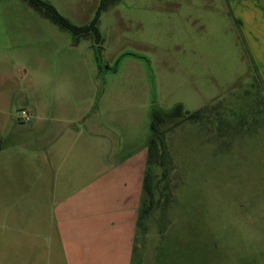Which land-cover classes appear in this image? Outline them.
Returning a JSON list of instances; mask_svg holds the SVG:
<instances>
[{
  "label": "rangeland",
  "instance_id": "1",
  "mask_svg": "<svg viewBox=\"0 0 264 264\" xmlns=\"http://www.w3.org/2000/svg\"><path fill=\"white\" fill-rule=\"evenodd\" d=\"M51 1L78 25L99 3ZM107 9V21L134 9L154 15L149 44L131 30L119 44L139 40L176 59L185 45L202 47L201 78L187 74L180 86L190 95L196 82L207 115L165 116L167 176L151 167L157 201L142 227L135 168L66 186L30 151L0 152V264H264V0H120ZM105 36L98 45L112 57L117 35ZM80 40L94 50L92 35Z\"/></svg>",
  "mask_w": 264,
  "mask_h": 264
},
{
  "label": "crops",
  "instance_id": "2",
  "mask_svg": "<svg viewBox=\"0 0 264 264\" xmlns=\"http://www.w3.org/2000/svg\"><path fill=\"white\" fill-rule=\"evenodd\" d=\"M28 6L24 0H0V139L4 141L0 152L30 151L47 162L66 186L75 177L91 179L114 169L106 178L120 179L124 170L135 168L142 190L153 98L163 109L177 103L189 112L203 107L202 101L197 103L196 82L190 95L180 86L187 74L192 81L201 78L202 47L185 45L177 59L159 58L139 44L150 43L154 15L134 9L116 12L107 21L106 9L99 31L105 41L106 33L116 34L121 49L109 57L105 47L104 61L111 65L123 51L138 52L149 58L153 75L143 60L132 56L122 58L116 72L100 73L91 45L77 42L70 32ZM128 30L140 41L119 44ZM20 109L31 113L30 121L19 120Z\"/></svg>",
  "mask_w": 264,
  "mask_h": 264
},
{
  "label": "trees",
  "instance_id": "3",
  "mask_svg": "<svg viewBox=\"0 0 264 264\" xmlns=\"http://www.w3.org/2000/svg\"><path fill=\"white\" fill-rule=\"evenodd\" d=\"M32 9L40 12L43 16L47 17L52 23L70 32L75 38L80 39L92 35L94 37V52L97 67L100 73L116 72L122 58L132 56L143 60L149 69L152 77L153 71L149 58L143 54L134 51H123L119 53L114 62L107 64L102 55L100 46L98 45L102 41V36L99 31V19L102 14L110 5L114 4L117 0H100L98 6L93 14L92 19L82 25H76L71 23L66 17L58 12L56 7L46 0H24ZM206 107H202L194 112H187L183 109L182 104L177 103L171 109H163L159 106L157 101L153 98L152 110L150 114V136L147 143V163L143 179L142 191L144 198L141 203V207L138 211L137 226L142 227V219L144 216L150 215L153 209L154 202L157 201L155 197V188L157 187L156 175L151 172L152 166H160L162 170V178L167 176L165 163H166V145L163 138V131L161 124L164 122L165 116L184 118L189 122H199L206 117ZM3 147V142L0 139V150Z\"/></svg>",
  "mask_w": 264,
  "mask_h": 264
},
{
  "label": "built area",
  "instance_id": "4",
  "mask_svg": "<svg viewBox=\"0 0 264 264\" xmlns=\"http://www.w3.org/2000/svg\"><path fill=\"white\" fill-rule=\"evenodd\" d=\"M31 113L26 109H20L18 111V118L21 122H28L31 119Z\"/></svg>",
  "mask_w": 264,
  "mask_h": 264
}]
</instances>
